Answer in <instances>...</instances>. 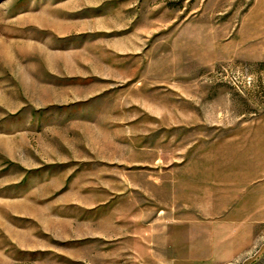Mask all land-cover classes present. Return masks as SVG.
I'll return each instance as SVG.
<instances>
[{
    "label": "rangeland",
    "instance_id": "obj_1",
    "mask_svg": "<svg viewBox=\"0 0 264 264\" xmlns=\"http://www.w3.org/2000/svg\"><path fill=\"white\" fill-rule=\"evenodd\" d=\"M0 264H264V0H0Z\"/></svg>",
    "mask_w": 264,
    "mask_h": 264
}]
</instances>
